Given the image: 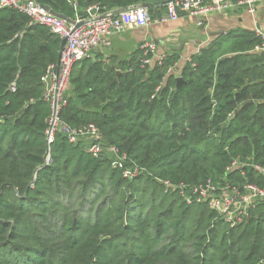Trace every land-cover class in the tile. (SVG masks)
<instances>
[{
    "label": "trees",
    "instance_id": "obj_1",
    "mask_svg": "<svg viewBox=\"0 0 264 264\" xmlns=\"http://www.w3.org/2000/svg\"><path fill=\"white\" fill-rule=\"evenodd\" d=\"M36 1L74 19L94 3L141 2L153 12L168 0ZM61 43L27 15L0 9V264H264V205L232 226L165 185L223 175L264 185V53L255 31L193 54L180 87L176 53L155 64L144 65L142 51L75 65L61 121L98 125L107 144L146 169L135 178L65 132L49 142L42 77ZM236 160L242 166L227 171Z\"/></svg>",
    "mask_w": 264,
    "mask_h": 264
},
{
    "label": "built area",
    "instance_id": "obj_2",
    "mask_svg": "<svg viewBox=\"0 0 264 264\" xmlns=\"http://www.w3.org/2000/svg\"><path fill=\"white\" fill-rule=\"evenodd\" d=\"M264 5V0H168L165 11L153 16L149 7L141 2L125 8L106 9L97 3L89 5L83 16H77L69 22L43 8L36 0H0V9H12L29 17L30 24L42 25L51 32L66 38V43L57 63L50 64L42 77L45 86V99L51 108L48 140L52 142L58 131L65 132L72 143L84 141L90 153L95 157H109L113 168L122 169L128 178H135L146 170L133 163L129 164L128 155L115 144H107L98 125L88 123L79 127H70L60 119V111L66 104L67 94L75 65L93 57L94 51L106 45L111 36L129 28L147 27L153 22L176 21L182 16L205 19L212 14H224L231 11H245L254 16ZM82 23L77 26V23ZM200 23L202 21L200 20ZM256 35L260 43L256 47L264 53V29L256 26ZM144 65L152 63L157 57V44L152 39L142 45ZM165 55H160L161 63ZM190 60V58L188 59ZM16 90V83L10 86ZM242 166L239 160L232 163L227 171ZM262 170V167L257 166ZM165 185L179 194L190 204L208 203L217 214L232 226L243 224L252 216V211L264 205V185L254 182L235 183L226 175L214 179L207 178L197 184L165 181Z\"/></svg>",
    "mask_w": 264,
    "mask_h": 264
},
{
    "label": "crops",
    "instance_id": "obj_3",
    "mask_svg": "<svg viewBox=\"0 0 264 264\" xmlns=\"http://www.w3.org/2000/svg\"><path fill=\"white\" fill-rule=\"evenodd\" d=\"M152 11L153 16H158L165 11L164 5L154 6ZM256 26L264 29V5L254 16L241 10L212 14L205 19L182 16L176 21L153 22L147 27L129 28L117 33L106 45L94 51L92 59L102 57L117 64L140 54L144 42L152 39L157 44V57L151 64L158 62L160 55L176 53L180 61L172 71L180 77L182 66L193 54L213 44L226 42L235 31H254Z\"/></svg>",
    "mask_w": 264,
    "mask_h": 264
},
{
    "label": "water",
    "instance_id": "obj_4",
    "mask_svg": "<svg viewBox=\"0 0 264 264\" xmlns=\"http://www.w3.org/2000/svg\"><path fill=\"white\" fill-rule=\"evenodd\" d=\"M42 6H43V8H44L45 10H47L48 12H50V13H52V14L58 16V17H61V18L65 19V20H67V21H69V22H74L71 18H69V17L66 16L65 14H62V13H58V12H56V11H55L54 9H52V7H50L49 5H42ZM81 24H82L81 22H80V23H77V26H80ZM65 43H66V38H63V39H62V43H61V51L63 50ZM60 54H61V52H60ZM182 83H185L184 79H183L181 76H180V77H177V86L180 87Z\"/></svg>",
    "mask_w": 264,
    "mask_h": 264
},
{
    "label": "rangeland",
    "instance_id": "obj_5",
    "mask_svg": "<svg viewBox=\"0 0 264 264\" xmlns=\"http://www.w3.org/2000/svg\"><path fill=\"white\" fill-rule=\"evenodd\" d=\"M228 46H229V45L226 44V45H225V48L223 49V51H226V49H227ZM89 59H90V58H89ZM70 92H72V89H70Z\"/></svg>",
    "mask_w": 264,
    "mask_h": 264
}]
</instances>
